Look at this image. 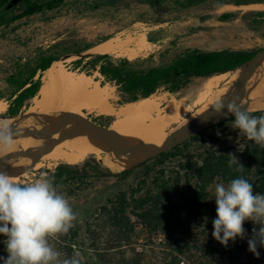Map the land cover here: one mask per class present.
<instances>
[{
  "label": "trees",
  "instance_id": "obj_1",
  "mask_svg": "<svg viewBox=\"0 0 264 264\" xmlns=\"http://www.w3.org/2000/svg\"><path fill=\"white\" fill-rule=\"evenodd\" d=\"M63 1L0 0V12L15 3H23V9L10 17V20H15L45 9L51 10ZM198 1L202 0H190V3ZM234 4L240 5L241 0L234 1ZM231 16V13L221 15L223 19ZM256 52L227 49L203 51L194 48L177 55L169 63L154 65H143V58H117L108 53H96L74 59L72 70L84 72L88 76L98 73L100 84L116 86L124 103L147 98L166 83H170V91H175L190 76L210 77L224 73ZM56 59L53 55L41 54L26 76L23 77L22 71L18 70L7 77V82L13 87L7 107L9 115L17 114L28 100L35 97L42 83L41 75L35 78L37 71H45ZM247 112L259 117L264 115V108ZM233 120L234 117L204 131ZM202 132L156 157L122 171L101 165L93 156L76 164L61 162L53 170H47L46 176L54 178L57 190L67 196L75 188L86 189L94 180L109 177L125 179L136 168L143 169L134 185L107 198L84 221L83 226L73 224L67 234L49 239L61 253L60 259H70L79 253L81 264H152L153 261L156 264H264V247L258 246L259 258L248 251L247 239L253 227L259 228V225L251 221L244 224L247 234L245 239L229 241L225 247L210 237L192 249L186 246L188 252L193 250V255H186L183 247L177 244L159 254L146 247L139 250L136 247L137 241L145 238L143 232L148 238L156 236L163 232L165 223L170 220L186 230L188 227L185 226V220L203 221L207 228H212L216 218V204L210 190L212 185H227L232 179L242 176L253 185L254 194H264V147L247 138L237 150H208L200 158L180 164L181 171H166L165 160L174 158L175 151L196 140ZM229 153L234 154L244 166L242 172L235 171V165L229 167ZM155 167L160 169L151 175L150 169ZM7 256L6 237L0 235V257ZM0 264L3 262L0 261Z\"/></svg>",
  "mask_w": 264,
  "mask_h": 264
},
{
  "label": "rangeland",
  "instance_id": "obj_2",
  "mask_svg": "<svg viewBox=\"0 0 264 264\" xmlns=\"http://www.w3.org/2000/svg\"><path fill=\"white\" fill-rule=\"evenodd\" d=\"M234 1L236 0H202L190 3V0H64L61 5L51 10L45 9L30 16L10 20L12 15L19 13L24 7L23 3H15L0 12V106L4 108L0 111V121L5 120L11 126L16 127L25 123L29 124L31 120L34 122L37 119L35 115L38 112L32 110L35 105L33 98L28 100L17 114L13 115V119H10L7 107L13 87L6 79L18 70L22 71L23 77L26 76L41 54L53 55L57 58L55 61L68 70L75 71L72 70V61L77 58L78 53H99L94 50L95 46L117 34H123L122 37L126 35L144 36L147 48L140 53L143 56L139 54L135 57L145 59L143 65L166 64L177 55L194 48L203 51L260 50L264 47V0H241L238 6L234 4ZM223 13H231L232 16L223 19L221 17ZM109 55L117 58L124 57ZM224 73L226 78L220 82L218 88H222L220 96L202 106L195 107L194 110L188 112L186 119L193 117L201 107L209 109L215 101L225 99L230 94L235 87L238 70H228ZM259 73L260 65L251 77V81H247V85L250 83L247 89L254 81L255 75ZM38 75H41V81H43L45 71H37L35 78ZM91 77L96 81L99 75L94 72ZM206 78L208 77L190 76L187 82L175 91H170V83H166L160 86L151 97L158 99L163 95L168 97L191 95L192 88ZM97 82L100 84V80ZM103 85L112 88L110 90L114 94H112L113 101L111 99L109 102L112 107L115 105L114 108L117 109L127 103H122V97L116 86L110 83ZM227 90V94L221 97ZM263 99L258 95L248 97L246 101L240 102V106L246 111L262 109L264 108L261 104ZM81 112L107 126L117 120L114 115L96 110L81 109ZM233 121L212 127L202 132L196 140L180 147L175 151L174 158L165 160L166 171H173V173L181 171L180 164H185L190 159H198L208 150L223 148L237 150V147L240 148L246 136L238 129L232 128ZM178 125L179 123L172 124L165 133ZM91 156L93 155L87 156L84 160ZM95 159L101 165H109L116 171L126 170L130 165L129 163L120 167L110 165L103 156L95 157ZM58 163L61 162H48L37 169H30L28 176L18 183H30L40 178L42 174L47 175V170H53ZM158 169L160 167L151 168L150 174L157 173ZM142 172L143 169L139 167L125 179L109 177L99 181L94 180L84 190L75 188L67 196L64 194L73 211L78 213L77 220L73 224L83 226L84 221L101 203L134 185ZM215 185L210 188L213 200ZM184 223L188 230L170 220L165 223L166 228L163 232L156 236L148 238L143 232L145 238L137 241V249L146 247L149 251L153 250L159 254L162 250H168L177 244L183 247L186 255H193V250L188 252V247H194L210 237L215 239L212 236L213 227L207 228L205 222L185 220ZM152 264L156 263L153 261Z\"/></svg>",
  "mask_w": 264,
  "mask_h": 264
},
{
  "label": "bare ground",
  "instance_id": "obj_3",
  "mask_svg": "<svg viewBox=\"0 0 264 264\" xmlns=\"http://www.w3.org/2000/svg\"><path fill=\"white\" fill-rule=\"evenodd\" d=\"M122 35L117 34L105 39L96 45L94 50L102 54L122 55L127 59H133L146 50L147 43L143 35L136 37L131 35L122 37ZM259 65L260 73L255 75L254 81L248 89L250 83L246 86L241 99L243 102L248 97L256 95L264 98V60ZM259 65L250 74L248 82L251 81V77L255 74ZM225 78V73L208 77L192 88L193 93L191 95H180L178 97L163 95L158 99L149 96L134 102L124 103V105L115 109L116 106L112 107L109 103L111 99L113 101L114 95L110 90L111 87L108 88L109 86L99 84L97 80L95 81L84 72L68 70L61 63L53 61L45 70L43 81L37 95L33 98L35 105L32 110L40 113L42 117L37 118L34 122L31 120L29 124H21L20 127H34L43 123L49 115L63 113L83 115L81 109L96 110L117 117V120L109 125L111 129L153 143L156 138L164 136L168 132L165 133V131L172 124L184 125L204 112L207 107L204 109L201 107L193 117L186 119L188 112L194 110L195 107L202 106L220 96L222 88H218L220 82ZM227 92L228 90L221 97L225 96ZM261 104L264 105V101ZM2 109L4 110L0 106V111ZM45 144L46 138L40 135L17 137L14 138V143L10 149L0 150V156L19 147L30 149L35 146H45ZM89 155L94 157L103 156L108 164L118 167L138 161L140 158L134 153L124 155L122 151L107 146L99 137L76 136L59 142L52 151L38 160L27 155L15 156L4 163V168L0 172H5L16 182H20L21 179L28 176V170L42 167L45 163L64 162L76 164Z\"/></svg>",
  "mask_w": 264,
  "mask_h": 264
},
{
  "label": "clouds",
  "instance_id": "obj_4",
  "mask_svg": "<svg viewBox=\"0 0 264 264\" xmlns=\"http://www.w3.org/2000/svg\"><path fill=\"white\" fill-rule=\"evenodd\" d=\"M238 97L229 102L220 99L213 109L218 116H234L233 129H238L250 141L264 147V115L259 117L241 110ZM226 108V112L224 109ZM14 143L10 124L0 121V150ZM229 167L242 172L244 166L229 153ZM216 218L212 236L223 246L237 238L245 239V222L253 227L247 239L248 251L259 258V247H264V194L255 193L253 185L245 178L232 179L227 185H215ZM78 213L73 211L68 199L54 185V178L42 174L26 184L16 182L10 175L0 172V235L6 237L7 258L3 264H81L79 253L61 260V253L49 242L50 238L65 235L73 227Z\"/></svg>",
  "mask_w": 264,
  "mask_h": 264
},
{
  "label": "water",
  "instance_id": "obj_5",
  "mask_svg": "<svg viewBox=\"0 0 264 264\" xmlns=\"http://www.w3.org/2000/svg\"><path fill=\"white\" fill-rule=\"evenodd\" d=\"M90 54L91 53H78L77 58L86 57ZM263 60L264 47L258 50L249 59L230 69L238 70V73L235 87L224 99L226 103L236 97L239 98L237 102H241L250 74ZM241 110L243 111V109ZM224 111L226 112V108ZM35 116L37 118L42 117L40 113H37ZM9 117L12 119L14 118L13 115H9ZM232 117L234 116L231 114L226 117L218 116L215 113L213 106H211L209 109L198 114L188 123L171 129L164 136L156 138L153 143H149L115 131L109 126L86 115L77 113L49 115L43 123L34 127L11 126L14 132V138L27 135H40L46 138V144L45 146H35L30 149L17 148L4 153L0 156V170L4 168V163L7 160L15 156L27 155L28 157L38 160L43 155L52 151L59 142L66 141L76 136L99 137L107 146L122 151L124 155L127 153H134L139 156L140 158L138 161L129 163V167L126 168L129 169L143 161L156 157L162 152L168 151L177 145L184 143L205 129Z\"/></svg>",
  "mask_w": 264,
  "mask_h": 264
}]
</instances>
